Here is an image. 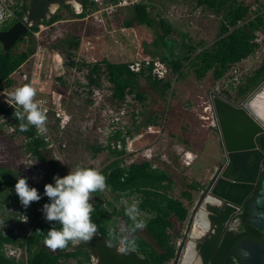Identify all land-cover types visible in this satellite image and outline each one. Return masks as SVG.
I'll return each instance as SVG.
<instances>
[{"label": "trees", "instance_id": "obj_1", "mask_svg": "<svg viewBox=\"0 0 264 264\" xmlns=\"http://www.w3.org/2000/svg\"><path fill=\"white\" fill-rule=\"evenodd\" d=\"M52 1L61 3V13L37 24L73 20L85 15V10L81 14H74L69 4H63L65 0H37V4L46 5ZM29 2L30 0H15L13 8L16 20L0 30L9 28L16 21L23 22ZM81 3L83 7H86L89 1L81 0ZM196 4L220 17L217 40L210 47L199 50L198 46L192 44L186 35L178 32L183 50L179 55L173 50L166 52V58H161V60L167 61L171 73L178 78L182 76L184 62H187L186 65L193 68L197 80H203L208 73H211L214 81L217 82L223 79L231 66L254 56L260 48L257 33H264V13L260 11L264 9V4L258 3L259 9L253 13V17H250L252 14L251 5L247 4V0H196ZM148 7L144 1L132 6L130 8L131 15L125 21V26L127 28H133V26L153 28L155 20L151 17ZM157 24L162 34L156 37L153 42L154 45L160 44L163 47L166 39H169L172 41L171 47H174L175 41L171 35L175 30L163 20ZM27 35L28 33L22 36L17 43H22ZM67 43L69 50L78 49L79 42L77 39L73 38L65 42V44ZM14 46L9 51L4 52L0 45V86L4 83L11 85L10 75L28 59L31 53L29 48L20 52H13ZM67 56H69V52ZM103 61L107 65V81L113 94L110 99L111 106L118 107L127 97H132L138 103H136L137 105L142 106L145 98L138 91L141 79L150 83L153 90L161 97H164L171 88V81L168 78L152 77L154 59H151L149 64L144 66L139 73L129 70L130 62L111 63L106 60ZM90 80L92 85L98 86L97 79L90 77ZM263 81L264 60L247 78L245 85L237 88V96L245 97ZM0 110L11 118L14 125V135L25 137L31 160L43 172L40 185L34 186L27 181L30 187L38 190L41 199L31 202L25 208L14 188L17 179L20 178L19 173L0 168V200L2 203L10 201L14 206H21L22 212L31 219L33 225L28 235L18 236L13 235V230L6 227L11 219L7 218L2 221L7 233L4 234L3 230L0 229V264H21L15 258L6 256L4 247L10 244L25 248L27 254L25 264H61V262L71 259L78 264H171L174 261L179 249L178 240L184 236L182 227L188 222L189 206L193 205L195 201L193 192L197 190L196 185H187L181 193V198H173L168 195V191L175 184L174 175L168 170L153 167L149 162L133 163L127 166L123 164L122 159L117 158L120 153L112 150H108L106 153L114 156V160L100 171L107 177L109 186L107 191L113 194L115 200L122 196H134L135 200L140 201L139 209L143 214L142 218L146 222V227L143 230H138L135 234L138 250L128 255H122L117 252L115 247L106 246L105 241L108 238L109 229L119 231L117 227L119 221L123 225L130 223L124 214L125 206L117 207V201L110 202L108 200L105 202L96 200V204H93L92 221L98 225V234L90 244L81 243L70 249L72 244L69 243L66 248L55 251L46 248L44 246L46 232L55 225V222L47 221L45 216L40 217L37 210L42 208L45 203H50L49 198L44 195V185L54 183V176L63 177L66 174L53 159L47 144L37 136L35 127L30 126L28 131L21 132L19 130L20 122L13 116L14 111L3 109L1 106ZM138 113H132L131 131L140 132L145 127V125H138L137 118L142 115V110ZM131 131H129L128 136H132ZM115 137L123 140L118 131L115 132ZM257 145L264 154V135L260 136ZM89 147L92 156L106 151V147L100 142ZM258 190L259 185L256 186L253 194L246 198L242 212L238 217L240 224L234 229L230 228V223L235 214L232 205L224 203L220 207L210 208L209 217L212 229L197 243V251L203 264H241L235 252L237 245L243 239H252L264 244V235L249 220L248 206L254 200ZM101 196L102 193L97 192L93 193L92 198H101ZM183 201H186L187 205ZM26 209L29 210L26 212ZM55 226L60 227L59 224ZM38 229L44 233L36 232Z\"/></svg>", "mask_w": 264, "mask_h": 264}, {"label": "rangeland", "instance_id": "obj_2", "mask_svg": "<svg viewBox=\"0 0 264 264\" xmlns=\"http://www.w3.org/2000/svg\"><path fill=\"white\" fill-rule=\"evenodd\" d=\"M144 1L149 6L151 17L155 20L153 28L145 26L127 28L125 21L130 17L131 10L125 8L117 11L115 22L110 25V29H107L105 22L107 32L99 30L92 23L93 17L88 21L59 23L58 28L61 32L59 30L60 37L57 42L44 44L42 48L46 56L45 70L43 69L41 73L39 83L34 86L37 90L36 99L44 101V104L52 110L61 111L63 118L68 117L66 124L65 121L63 123L65 127L62 134H59L57 124L52 123V128L56 136L58 134L61 136L58 141L65 144L64 162L71 168L80 165L101 170L114 160V156L108 153L92 156L89 146L101 140L99 135L103 132L98 135L96 128L101 125L105 109L87 105L84 98L77 94L73 86H70L71 79L64 76L61 67L53 59L54 54H59L63 60H66L67 53L71 50L65 42L73 38L77 39L80 47L76 53L84 58L123 63L140 61L143 58L159 61L161 58H166V52L172 50L179 55L183 49L178 32L186 35L199 50L210 47L218 38L220 17L200 8L196 0ZM258 3L264 4V0H247V4L251 5L250 17H253V13L259 9ZM76 10H79L77 5ZM260 11L264 13V9ZM60 13L57 11L56 14ZM160 20L167 22L175 30L171 35L175 41L174 47H171L172 41L169 39H166L163 47L160 44L154 45L156 37L162 34L157 24ZM81 37L84 41L80 43ZM257 41L260 48L256 54L231 66L223 79L217 82L214 81L211 73H208L203 80H197L193 68L186 65L187 62H184L182 76L178 78L171 73L167 61L163 60L160 62L168 66L167 78L171 81V88L164 97L156 93L146 80H140L138 91L144 96L145 101L141 106L142 115L137 118V123L139 126L145 125L144 128L151 126L152 130L159 132L143 135L133 146L131 145V149L136 148L137 152L119 159L123 160V164L149 162L154 167L168 170L174 175L175 184L168 191V195L173 198H181V193L187 185H196L197 190L193 192L195 201L189 206L188 222L182 227L183 234H186V244L196 242L195 236L201 237L207 233L206 217L209 213L207 202L214 204L215 201L220 204L217 197L206 190L209 189L208 183L213 179L218 164L225 163L223 140L215 111L219 104L215 101L216 97L240 105L256 91L257 87L245 97L237 96V88L245 85L247 78L264 60V33H257ZM24 44L17 43L13 52L34 48L31 39L28 48ZM53 116L54 113L50 111L48 115L50 120ZM14 137L10 135V131L1 130L0 127V168L14 170L19 175H23L25 169L23 162L28 156L22 142ZM178 145L181 148L178 149ZM190 149L192 151L185 154V151ZM203 193L205 197L201 199ZM101 198L117 201V207L126 206L125 202L131 204L136 201L134 196H122L115 200L113 194L107 190L102 192ZM184 204L187 205V202L185 201ZM22 209L21 206L12 205L10 201L2 203L0 200V229L3 233L5 228L2 221L7 218L11 219L10 226L18 227L20 231L18 236L29 230L24 223L19 222L22 219L20 215L26 216ZM27 210L29 209H26V212ZM234 224L236 223H232ZM117 227L120 228L119 223ZM14 247L10 252L25 259L23 248L18 245ZM74 247L72 245L70 249Z\"/></svg>", "mask_w": 264, "mask_h": 264}, {"label": "built area", "instance_id": "obj_3", "mask_svg": "<svg viewBox=\"0 0 264 264\" xmlns=\"http://www.w3.org/2000/svg\"><path fill=\"white\" fill-rule=\"evenodd\" d=\"M89 3L86 7H83L85 10L84 17L54 22L50 24H38L30 27L29 33L24 37L23 43L28 48L29 40L33 41L34 48L31 50L32 53L29 54L28 59L15 71L10 75L11 85L2 84L0 86V106L3 109H7L9 111L22 110L19 106L15 105V103L10 99V93L20 85L25 83L31 84L33 87L36 86L41 79V73L43 69L45 70V60L46 56L42 50L44 48V44H51L57 42L56 40L59 36V23L68 22V23H76L79 21H88L90 17L94 18L92 22L99 30H106L105 22L107 23L108 28L115 22V17L117 11L120 9L131 8L134 5H137L144 0H88ZM145 2V1H144ZM15 5V0H0V16L3 17L0 20V29L16 20V14L14 13L13 6ZM81 12V13H82ZM58 29V30H57ZM61 32V30H60ZM53 59L56 60L57 64L61 67L64 76H68L70 81V86H73L77 94L84 98L87 105H95L98 109H105L101 119V125L96 128L98 130V135L101 138L100 143L106 147V152L108 150L116 151L120 153L117 158H124L128 155H134L137 152V149H131V145L133 146L137 140H140L145 134H152L155 132H159L158 130H152L151 126H147L140 132L131 131L132 130V113L139 114L138 112L141 110V105H137L136 100L132 99V97H127L118 107L111 106L110 99L112 97V92L109 88L108 83V70L107 65L102 60H97L95 58H84L80 56L76 51H70L69 56L66 57V60H63L59 56V54H54ZM151 59L143 58L140 61H132L129 63V70L131 72L139 73L144 66H147ZM168 66L163 64L162 62L155 60L154 68L151 71L153 78L165 79L168 76ZM63 76V77H64ZM90 77L98 80V86L92 85ZM68 82V80H67ZM61 97V95H60ZM90 101V102H88ZM137 103V104H136ZM43 107L47 109V128L48 132L46 136H38L40 137L50 149L53 159L58 163L61 169L65 171L67 175L70 171V167L64 162V147L65 144H61L58 139L61 138L59 134H62L64 127L63 123L66 120L63 118V114L58 109L52 110L50 107L43 104ZM139 109V111H138ZM53 112L54 116L52 120L48 117L49 113ZM65 116V115H64ZM52 123L58 125L59 134L55 135V130L52 128ZM0 127L1 130L10 131L11 136L14 135V125L12 124V120L9 116L4 114L0 110ZM119 132L121 139L119 140L115 137V132ZM129 131L132 132V136H128ZM36 132V129H35ZM16 137V138H15ZM22 142L24 150L26 151L27 158L24 160L23 167V175L20 174V177L26 178V180L34 186L40 185L41 179L43 177V172L40 168L36 166V164L31 160L30 151L28 150L26 144L25 137H17ZM125 164L127 166L133 164ZM154 167V166H153ZM96 200L105 202L106 198H92L90 203L96 204ZM110 201V200H108ZM113 202V201H110ZM37 213L40 217H44V213L42 208L37 210ZM25 217L27 218L25 221ZM21 220L20 223H24L29 230L24 232L23 235H28L32 228V221L26 215H20ZM235 223V222H233ZM119 225H123L121 221H119ZM236 224H230V228H236ZM7 228L13 230V235H19L20 231L18 227L10 226L8 223L6 225ZM7 231L5 230L6 234ZM179 245V243H177ZM15 245H5V253L7 257H13L21 264H25L27 260L25 248L22 249L25 259L21 256L15 255L13 252H10L11 248H15ZM10 254L8 255V253ZM61 264H78L75 260L71 259L68 261H63Z\"/></svg>", "mask_w": 264, "mask_h": 264}, {"label": "clouds", "instance_id": "obj_4", "mask_svg": "<svg viewBox=\"0 0 264 264\" xmlns=\"http://www.w3.org/2000/svg\"><path fill=\"white\" fill-rule=\"evenodd\" d=\"M2 19L0 16V20ZM33 25L38 24L31 26ZM75 51H79V46ZM9 95L15 105L22 109L13 113L14 118L20 122L19 130L26 132L32 126L38 136H46L47 109L43 107L44 101L36 99L37 90L31 84L25 83L17 86ZM67 119L68 117H65V120ZM53 180L54 183L44 185V195L49 198L50 203H45L42 211L47 221L55 222V225L59 224L60 227L54 225L46 232L45 245L55 251L66 248L69 243L73 246L90 244L98 234V225L92 221L94 206L90 200L93 193L109 190L107 177L97 168L77 165L70 169L67 175L54 176ZM14 188L25 208L31 202L41 199L38 190L30 187L24 177L17 179ZM139 203L138 200L131 204L125 202L124 214L130 223L121 225L119 231L108 230L106 246L115 247L119 254L128 255L138 250L135 234L146 227ZM26 219L25 217V221ZM36 232L44 233L39 229Z\"/></svg>", "mask_w": 264, "mask_h": 264}, {"label": "water", "instance_id": "obj_5", "mask_svg": "<svg viewBox=\"0 0 264 264\" xmlns=\"http://www.w3.org/2000/svg\"><path fill=\"white\" fill-rule=\"evenodd\" d=\"M30 26L24 21H17L9 28L0 30V45L3 51H9L22 36L28 33ZM263 90L264 81L240 105L228 103L221 97H216L215 100L219 103L218 107H223H217L215 111L220 125L226 165L217 180L210 183L208 190L212 195L230 205H242L253 190L262 165L264 154L258 149L256 141L260 135L264 134V121L253 110L251 102ZM211 95L214 94L211 93ZM231 119L235 122L237 120L239 125H244L245 129H232ZM237 127H239L238 124ZM214 204L217 202L214 201ZM249 209L250 222L264 233V178L262 191L249 205ZM181 249L182 247L179 246L173 264H177ZM235 255L241 264H264V246L251 239H243L237 245ZM198 260L200 264H203L199 254Z\"/></svg>", "mask_w": 264, "mask_h": 264}, {"label": "crops", "instance_id": "obj_6", "mask_svg": "<svg viewBox=\"0 0 264 264\" xmlns=\"http://www.w3.org/2000/svg\"><path fill=\"white\" fill-rule=\"evenodd\" d=\"M63 4H69L74 14H80L82 12L83 5L75 0H68V1L65 0ZM76 5L79 8V10H76ZM60 10L61 9H60L59 4H55V3L49 4L48 3L46 5H43V4L38 5L37 0H30L28 8L23 17V21L27 22L30 25L38 23L40 21H46L49 18H51L53 15H55L57 11H60ZM83 41L84 39L83 37H81L80 43ZM79 47H80V44H79ZM172 140H174V138H172ZM177 147L178 149L181 148L180 145H178ZM191 151L192 149H190V151L189 150L185 151V153L189 154ZM204 236H201V237L195 236L197 238L196 242L195 241L194 243L188 242V244H186V241H187L186 234L182 238H180V240H178V242H180L181 244L182 249H181V254H180L177 264H200L198 260L199 253L197 251V243H198V240L202 239ZM171 264H173V262Z\"/></svg>", "mask_w": 264, "mask_h": 264}, {"label": "flooded vegetation", "instance_id": "obj_7", "mask_svg": "<svg viewBox=\"0 0 264 264\" xmlns=\"http://www.w3.org/2000/svg\"><path fill=\"white\" fill-rule=\"evenodd\" d=\"M66 1H68V0H66ZM75 1H77V2H79L80 4H82L81 3V0H75ZM64 2V1H63ZM51 3H55V4H59L60 5V7H61V3L60 2H56V1H52ZM51 3H49V4H51ZM264 135V134H263ZM261 136V135H260ZM260 136H259V138H260ZM259 138L257 139V141L259 140ZM257 141H256V143H257ZM257 147H258V145H257ZM258 149H259V147H258ZM186 154V153H185ZM225 165H226V160H225V163H222V164H218V167L216 168V170H215V173H214V175H213V179L211 180V181H209V183H208V186H210V183H214L216 180H217V177L219 176V174H220V172L222 171V169H223V167H225ZM263 178H264V158L262 159V165H261V167H260V171H259V173H258V177H257V179H256V182H255V184H254V188H253V190L249 193V195L247 196V198L250 196V195H252L253 194V192H254V190H255V188H256V186L257 185H259V190H258V192H257V194H256V196L254 197V200H255V198L257 197V195H258V193H261V191H262V183H263ZM206 190H208V188H206ZM205 193H206V191H205ZM205 193H203L202 195H201V199L203 198V197H205ZM219 201H220V204H210L209 202H207V207H208V211L210 210V208H215V207H220L222 204H224V203H226V202H224L223 200H221L220 198H217ZM246 200V199H245ZM245 200L242 202V205L241 206H234V205H232L233 207H234V209H235V214H234V218H233V220L231 221L232 223L233 222H235L236 223V225L237 226H239V224H240V222H239V215L241 214V212H242V207H243V204H245ZM254 200L252 201V202H254ZM251 202V203H252ZM250 203V204H251ZM249 204V205H250ZM248 208H249V206H248ZM249 213H250V215H249V220H250V217H251V212H250V209H249ZM210 212L207 214V217H206V220H207V227H208V229H207V234L211 231V229H212V224H211V221H210ZM231 224V223H230ZM252 224V223H251ZM253 225V224H252ZM236 226V227H237ZM254 226V225H253ZM257 230H259L258 228H256ZM260 231V230H259ZM261 232V234H263L264 235V233L262 232V231H260ZM207 234H205V236L207 235ZM204 236V237H205ZM201 240V239H200ZM252 240V239H251ZM199 241V240H198ZM255 241V240H254ZM257 242V241H256ZM179 243V246H181V244H180V242H178ZM257 243H259V244H261V245H263L264 246V244H262V243H260V242H257Z\"/></svg>", "mask_w": 264, "mask_h": 264}, {"label": "bare ground", "instance_id": "obj_8", "mask_svg": "<svg viewBox=\"0 0 264 264\" xmlns=\"http://www.w3.org/2000/svg\"><path fill=\"white\" fill-rule=\"evenodd\" d=\"M251 107L253 108V110H255L256 114L259 115L260 118L264 121V90L255 96V98L251 102ZM233 113L236 115L235 112H233ZM237 124L239 127H237ZM230 126L234 130L245 129L244 125H239L238 121L236 120V122H235V121H233V119H231ZM230 126H228V127H230Z\"/></svg>", "mask_w": 264, "mask_h": 264}]
</instances>
